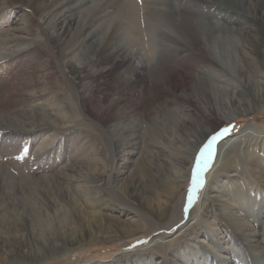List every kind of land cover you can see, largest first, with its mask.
<instances>
[{
  "label": "rangeland",
  "instance_id": "1",
  "mask_svg": "<svg viewBox=\"0 0 264 264\" xmlns=\"http://www.w3.org/2000/svg\"><path fill=\"white\" fill-rule=\"evenodd\" d=\"M34 1L0 0V42L8 41L5 46L0 45V109L9 110L5 113L0 110V177L7 181L0 191L4 194V199H0V264L7 261V264H137L141 260L144 264H258L259 260L264 264V103L257 113L250 110L249 114L239 116L230 104L237 95L236 88L243 85L237 52L244 42L236 30L241 26L225 22L220 8L243 13L246 12L245 3L242 0H207L194 5L197 16L204 23L202 32L208 35L210 28L214 29L210 34L212 51L208 49V55L217 67L199 64L197 72L213 94L215 104L224 111L225 122L210 134L224 127L232 130L213 145L215 158L203 173V186L191 194L189 203L188 189L195 159L200 156V149L208 142L210 134L196 148L185 180L174 185L163 180L169 179L171 174L165 160L172 163L176 156L170 146L183 133V119H189V111L193 109L188 104H175L151 120L140 121L134 117L107 128L81 115L76 100L91 84V77L86 76L82 87L74 85L50 36L56 30L64 33L66 42L76 36L78 42L74 50L79 58L86 36L98 34L97 39H106L119 15L114 13L111 18L96 20L95 25L88 27L87 23L95 15L105 16L113 10L103 11L107 0H90L77 12L81 23L86 25L77 34V23L63 26L64 23L58 21L60 12L42 18L35 10ZM62 2L64 0H57L59 6ZM144 2L142 0V4ZM165 2L159 0L164 10ZM146 12L153 16L151 9ZM159 13L158 19L167 24L164 11ZM55 19L58 22L53 26ZM261 25L264 31V23ZM154 31L159 42V30ZM118 37L123 38L120 34ZM138 50L140 53L135 52L145 63L147 56ZM194 62L190 60L197 66ZM252 70L259 71L261 75L256 78L264 84V63L261 67L254 65ZM206 95L207 92L203 98ZM137 96L129 102L139 103ZM4 114L8 117L4 118ZM40 123L49 124L40 128ZM124 125L134 130L123 135L113 134L116 128ZM141 127L146 138L144 143L138 137ZM245 129L244 140L227 146V154L237 156V163L221 169L224 153L221 154L219 146ZM153 143L166 150L161 151ZM207 156L205 153L204 158ZM252 156H257L260 162H251ZM233 174L239 175L233 177ZM100 176L106 181L98 189V184L90 180ZM62 179L80 181L83 189L73 193L75 198L87 199L88 192L102 195L105 204L101 208L96 206L95 210L107 217L106 221L101 219L103 224H98L106 226V230L74 247L42 249L38 246L36 253L42 259L31 263L35 254L22 256L19 249L33 236L42 240L58 237L57 244H62L66 239L61 238L63 235H68L76 226L87 224L78 215L83 204L67 200L68 188ZM11 180H16L14 189L8 186ZM133 183L158 188L160 192L152 191L143 201L129 200L127 195L132 193ZM1 241H5L4 250Z\"/></svg>",
  "mask_w": 264,
  "mask_h": 264
},
{
  "label": "bare ground",
  "instance_id": "2",
  "mask_svg": "<svg viewBox=\"0 0 264 264\" xmlns=\"http://www.w3.org/2000/svg\"><path fill=\"white\" fill-rule=\"evenodd\" d=\"M45 1H34L35 10L41 13L42 18H46L47 15L50 16L55 12H60L61 17L58 21L64 23L63 26L66 25L68 27L69 24L77 23L79 25L77 34L81 33L85 28L86 25L82 24L84 22L81 23V17L77 16V12H79V8L90 0H64L60 6L57 0H50V3H46ZM144 1L142 4V0H107L103 5V11L111 8L113 9L112 12L106 13L105 16L95 15V18H92L87 23V26L92 27L96 24V20L101 21L106 17L111 18L114 13L119 15V20L115 24L110 36L106 39H100L99 37L97 39L98 34H91L88 38L89 33L83 40L84 42L82 41L83 45L86 43L79 58H76L77 55L74 50L75 44L78 42L76 36L71 41L66 42L63 40L64 33L56 30L55 34L50 36V40L61 57V62L67 72L68 78H70L74 85L84 86V79L87 75H90L88 78L91 77V84L86 91L79 93L76 103L81 115L88 116L105 128L120 124L134 117L139 118L138 120L140 121L151 120L153 116L169 111L175 104H188L193 109V111H189V119H183L181 126V132L183 133L179 137H176L175 144L173 143V146H170V148L172 147L175 150V160L172 163L165 160V164L167 163L168 165L167 170H170L171 174L169 179L166 178L163 182L174 185L177 182H182L187 177L188 165L192 162L196 148L203 143L204 139L211 132L217 131L225 122L222 117L224 111L215 104L216 101L213 94L209 92L207 84L197 75L198 68L201 67L199 64L209 65L212 68L217 67L210 59V55H208V49L212 51V37L210 34L214 32V29L210 28L208 35L203 33L201 27L204 23L195 12V3L201 4L207 0H165L166 10L159 3V0ZM242 1L245 3L246 8V12L243 13L242 11L239 12L226 7H220L221 12L224 13L223 20L225 22L241 26L240 28L237 27L236 30L240 33L244 42L237 52L239 78L242 79L243 85L236 88L237 95L230 102L236 112L235 114L238 116L245 113L249 114L250 110L257 113L256 111L259 110L262 102L264 103V84L256 78L261 74L257 70H252L254 65L261 67L264 63V31L261 27V24L264 23V0ZM235 2L237 1L235 0ZM152 6H156V8ZM148 8L149 10L151 9L153 16L147 14L146 9ZM163 11L167 17V24L158 19L159 12L162 13ZM188 15L190 16L189 18L187 17ZM232 15H236L238 18L241 17L243 20H238ZM58 21L55 19L53 26H56ZM154 29L159 30L157 34L159 42H157L155 37ZM118 34L122 35L124 39L119 38ZM7 43L8 41L4 40L0 42V45L5 46ZM138 49L144 51V55L147 56L145 63L140 61ZM190 60L197 62V66H193ZM212 77L214 78V76ZM205 92H207V95L203 98ZM135 95H138L137 98L139 97L138 100L140 102L131 104L129 100ZM250 97L251 99L247 101ZM4 109L1 108L0 110L3 113L5 111L9 112V110ZM4 115V118L8 117L7 114ZM38 116L41 117L40 115ZM40 124V128H43L49 123ZM137 126H140V124ZM133 130V127L127 128V125H124L121 128H116L113 134L123 135ZM142 130L143 127L140 129L138 137L141 140L143 139L141 143H144L146 138ZM246 131L245 129L243 133L228 141H224L219 146L221 154L224 153V159L219 166L221 169L231 168V166L237 163V156L227 154L229 152L227 146L229 144L233 146L236 142L244 140L245 134H247ZM153 146L160 147L163 152L166 150L165 147L157 143H153ZM249 159L251 162H260L257 156H252ZM67 169L73 170V168ZM158 170L160 171V169ZM238 175L233 174L232 176L238 177ZM101 177L90 180L91 183L98 184V189L106 181L104 178L100 179ZM62 180L65 181L68 188L67 200L83 204L84 208L80 206L82 213L80 212L78 215L82 216L87 224L85 223L86 226H76L68 235H63L61 238L66 239L62 244H57L60 240L58 237H54L53 239L46 237L42 240L39 236H33L28 243H25L19 249V253L22 256L29 257L30 253L35 254L34 256L36 257L31 259V263L41 261L42 259L36 253V247L38 246L42 249H51L55 246L62 248L66 246L74 247L80 241L85 242L89 238L94 239L106 230V226L102 225L101 219L103 218L106 221L107 217H103L105 216L104 214L101 215L95 210L96 206L101 208L105 204L102 195H91L88 192L86 195L87 199L82 197L75 198L73 193L78 189H83L80 181ZM11 181H8V186L12 188L17 186L16 180ZM73 182L75 183L73 184ZM6 184V179H1L0 177V191ZM130 187H132L133 191L127 195V199L129 200H133L134 198L138 201H143L147 199L149 193L159 191L158 188L150 186V188H147V186L140 187L136 183H133ZM3 193L6 192L3 191ZM0 199H4V194H0ZM105 208L107 209L106 206ZM100 222L102 223L100 225L101 230L98 226ZM97 226L98 228H96ZM1 246V249L5 248V241H1ZM252 247L256 248L255 245ZM143 262L144 260H141L137 264H144ZM258 262V264H261L260 260Z\"/></svg>",
  "mask_w": 264,
  "mask_h": 264
},
{
  "label": "snow or ice",
  "instance_id": "3",
  "mask_svg": "<svg viewBox=\"0 0 264 264\" xmlns=\"http://www.w3.org/2000/svg\"><path fill=\"white\" fill-rule=\"evenodd\" d=\"M231 127H224L219 132L215 134H210L208 142L200 149V156L195 159V167L191 173V187L188 189L189 192V203H191L192 196L191 194L196 191L197 188H200L204 184L203 173L208 170L211 166V161L215 158V152L213 150V145L218 142L219 139L223 136L230 134ZM27 152V149H23ZM207 153V159L204 158V154ZM187 211V209H185Z\"/></svg>",
  "mask_w": 264,
  "mask_h": 264
}]
</instances>
